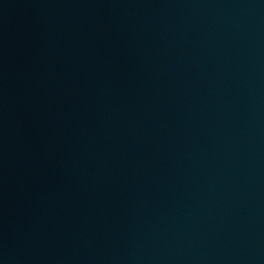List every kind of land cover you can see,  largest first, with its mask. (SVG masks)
Wrapping results in <instances>:
<instances>
[{
  "label": "water",
  "instance_id": "1",
  "mask_svg": "<svg viewBox=\"0 0 264 264\" xmlns=\"http://www.w3.org/2000/svg\"><path fill=\"white\" fill-rule=\"evenodd\" d=\"M0 264H264V0H0Z\"/></svg>",
  "mask_w": 264,
  "mask_h": 264
}]
</instances>
